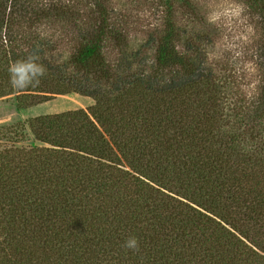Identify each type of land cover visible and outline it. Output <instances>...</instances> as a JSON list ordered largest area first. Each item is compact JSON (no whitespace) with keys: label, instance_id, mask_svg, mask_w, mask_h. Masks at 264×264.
I'll use <instances>...</instances> for the list:
<instances>
[{"label":"trees","instance_id":"trees-1","mask_svg":"<svg viewBox=\"0 0 264 264\" xmlns=\"http://www.w3.org/2000/svg\"><path fill=\"white\" fill-rule=\"evenodd\" d=\"M6 3L0 98L44 93L52 69L39 41L18 50L9 22L27 12ZM175 39L164 37L147 72L138 54L114 69L96 44L75 57L83 74L65 92L94 106L35 121V140L53 149L0 168L3 264H264V162L239 152L234 137L219 140L225 116L213 75L200 56L177 52ZM114 94L117 112L108 106ZM132 238L134 249L126 247Z\"/></svg>","mask_w":264,"mask_h":264},{"label":"rangeland","instance_id":"rangeland-1","mask_svg":"<svg viewBox=\"0 0 264 264\" xmlns=\"http://www.w3.org/2000/svg\"><path fill=\"white\" fill-rule=\"evenodd\" d=\"M6 4L27 12L9 22L18 50L25 51L39 41L53 77L43 78L45 83L50 79L42 86L44 93L17 90L0 98L1 169L17 166L35 149H53L35 140V121L88 113L94 106L91 98L65 92L69 79L83 74L74 67V59L85 47L98 45L100 55L114 69L123 57L138 54L144 58L147 72L155 68L157 48L172 32L176 51L190 60L200 56L213 75L211 83L225 116L219 140L234 137L240 141L239 152L254 154L264 162V111L254 114V106L264 105V21L259 0H7ZM15 84L8 86L14 90ZM120 99L110 96V109L119 111ZM1 189L3 264L8 229L3 201L7 192Z\"/></svg>","mask_w":264,"mask_h":264},{"label":"clouds","instance_id":"clouds-1","mask_svg":"<svg viewBox=\"0 0 264 264\" xmlns=\"http://www.w3.org/2000/svg\"><path fill=\"white\" fill-rule=\"evenodd\" d=\"M137 242L135 240V238L129 239L128 241H126V247L128 248H136Z\"/></svg>","mask_w":264,"mask_h":264}]
</instances>
